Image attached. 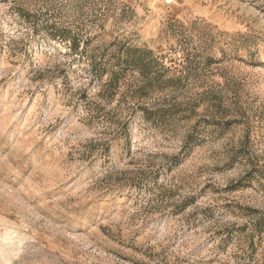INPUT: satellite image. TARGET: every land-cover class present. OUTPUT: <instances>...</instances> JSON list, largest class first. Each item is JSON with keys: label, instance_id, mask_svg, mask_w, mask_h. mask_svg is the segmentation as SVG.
<instances>
[{"label": "rangeland", "instance_id": "obj_1", "mask_svg": "<svg viewBox=\"0 0 264 264\" xmlns=\"http://www.w3.org/2000/svg\"><path fill=\"white\" fill-rule=\"evenodd\" d=\"M0 264H264V0H0Z\"/></svg>", "mask_w": 264, "mask_h": 264}]
</instances>
